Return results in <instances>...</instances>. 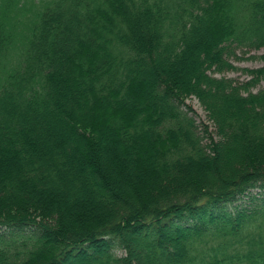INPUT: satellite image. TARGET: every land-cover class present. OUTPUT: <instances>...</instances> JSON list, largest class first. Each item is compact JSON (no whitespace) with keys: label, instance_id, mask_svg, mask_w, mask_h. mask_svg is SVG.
Wrapping results in <instances>:
<instances>
[{"label":"trees","instance_id":"1","mask_svg":"<svg viewBox=\"0 0 264 264\" xmlns=\"http://www.w3.org/2000/svg\"><path fill=\"white\" fill-rule=\"evenodd\" d=\"M235 46L264 0H0V264H264V66L211 73Z\"/></svg>","mask_w":264,"mask_h":264},{"label":"rangeland","instance_id":"2","mask_svg":"<svg viewBox=\"0 0 264 264\" xmlns=\"http://www.w3.org/2000/svg\"><path fill=\"white\" fill-rule=\"evenodd\" d=\"M229 61H231L232 64H234L236 69H230V70H226L223 72H211V73L218 77L220 76L231 77L239 82L247 80L250 78V75L247 72L243 71V68L253 69V68L264 66V46L260 48H247V47L242 48V47L235 46L234 55H231V57L229 58ZM263 85H264V78L261 79V81L256 87H254V90ZM185 103L189 107H191L190 114L193 115L196 122L198 124L204 123L207 126L208 134H211L212 136L216 137L214 134V125L209 120L207 111L203 107V105L200 103L198 98L195 95H190L187 98H185ZM205 141H208V137L205 138ZM258 224L259 223L257 221H253L252 223L253 226H258ZM204 242H205L204 240L198 239L196 248L197 249L204 248L203 247L205 246ZM230 243H231V233H227L225 234L224 243L220 246L221 248L218 249V253L225 252L226 254L231 255L234 251H236L235 248L234 249L229 248ZM226 244L228 245L222 250L223 245H226ZM117 253L120 254L121 251H117Z\"/></svg>","mask_w":264,"mask_h":264}]
</instances>
